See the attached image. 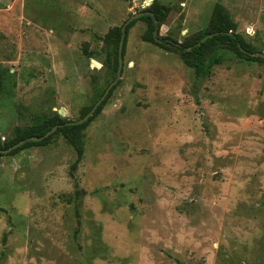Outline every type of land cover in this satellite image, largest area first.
Here are the masks:
<instances>
[{
	"label": "rangeland",
	"instance_id": "obj_1",
	"mask_svg": "<svg viewBox=\"0 0 264 264\" xmlns=\"http://www.w3.org/2000/svg\"><path fill=\"white\" fill-rule=\"evenodd\" d=\"M157 1L158 37H195L220 2L264 52V0ZM152 2L0 0L1 139L78 119L115 77L105 34ZM146 28L128 29L75 168L63 135L0 156V264H264V61L220 50L196 77Z\"/></svg>",
	"mask_w": 264,
	"mask_h": 264
},
{
	"label": "trees",
	"instance_id": "obj_2",
	"mask_svg": "<svg viewBox=\"0 0 264 264\" xmlns=\"http://www.w3.org/2000/svg\"><path fill=\"white\" fill-rule=\"evenodd\" d=\"M144 10L150 11L152 15H142L128 23L125 28L126 33L124 38L123 53L128 29L136 22V20L140 19L147 23V28L142 35L143 39L156 42L160 46L177 51L184 64L193 69L196 77L208 75L214 65L222 63L223 58L219 53L220 50L229 52L233 51L240 59L264 61V58L251 55L252 52H256L252 49L251 39L247 38V36L238 31L237 22L232 19L225 6L220 2L214 4L205 27L201 28L195 37H186L183 41L174 40L168 36L159 37L160 41H157L154 38L153 32L156 26L155 20L157 21V25L160 27L167 17V7L160 4L157 0H153L150 6ZM121 26L109 29L104 36L105 42L108 45H111V49L109 50L104 64L112 75H116L118 66V44L121 36ZM212 33L213 35L211 37L202 41L204 36ZM197 42H200V44H197ZM89 54L92 53L89 52ZM114 87L115 85L111 88L107 97L110 95ZM103 91L97 93L95 96V102L102 95ZM106 98L97 107L94 114L82 123L66 125L64 123L69 121V119L59 115L54 114L43 117L42 119L41 115H38L35 116L36 119L33 123L26 126L15 127L14 133L10 138L3 140L1 139L0 134V149H5L21 139L32 136H42L53 126L58 125L56 130L49 136L38 141H25L23 144L12 149L8 153H0V156L16 154L21 149L29 146L46 144L55 135H63L76 152V160L72 165V167L75 168L78 162L82 159L85 150V143L83 139L84 129L88 123L99 114L106 102ZM93 104L84 107L79 118L83 117L90 110ZM0 210L3 209L0 207Z\"/></svg>",
	"mask_w": 264,
	"mask_h": 264
},
{
	"label": "water",
	"instance_id": "obj_3",
	"mask_svg": "<svg viewBox=\"0 0 264 264\" xmlns=\"http://www.w3.org/2000/svg\"><path fill=\"white\" fill-rule=\"evenodd\" d=\"M142 15H152V13L148 10H144V11H138L134 14H131L130 17H128L124 23L121 26V36H120V40H119V44H118V66H117V71H116V75L114 77V79L107 85V87L105 88V90L103 91L102 95L97 99V101L93 104V106L90 108V110L81 118L75 119V120H69L67 122H65L64 124L66 125H73V124H79L82 123L84 121H86L90 116H92L94 114V112L96 111L97 107L101 104V102L107 97L109 91L111 90V88L117 83V81L120 79L121 77V70H122V63H123V45H124V38H125V28L128 25V23L130 21H132L133 19H136ZM156 26L153 32L154 38L157 41H160L159 37H158V29L159 26L157 25V21L155 20ZM213 35L212 34H208L206 36H204L202 38V41H204L205 39H207L208 37H211ZM201 42V41H200ZM200 42H197V44H200ZM251 55L253 56H257V57H261L264 58V52H252ZM91 63L93 65L96 66H100L101 64H99L98 62H96L95 60H91ZM62 125V124H60ZM58 127V125L53 126L50 130H48L45 134H43L42 136H32V137H27L25 139H21L19 141H17L16 143H14L13 145H11L8 148L5 149H0V153H8L10 152L12 149L18 147L19 145L23 144L25 141H38L43 139L44 137L49 136L51 133H53L56 128Z\"/></svg>",
	"mask_w": 264,
	"mask_h": 264
}]
</instances>
